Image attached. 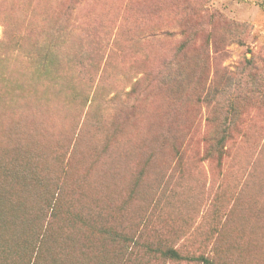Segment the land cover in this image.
I'll return each instance as SVG.
<instances>
[{
  "label": "rangeland",
  "instance_id": "obj_1",
  "mask_svg": "<svg viewBox=\"0 0 264 264\" xmlns=\"http://www.w3.org/2000/svg\"><path fill=\"white\" fill-rule=\"evenodd\" d=\"M2 68L0 264H264V0H0Z\"/></svg>",
  "mask_w": 264,
  "mask_h": 264
},
{
  "label": "trees",
  "instance_id": "obj_2",
  "mask_svg": "<svg viewBox=\"0 0 264 264\" xmlns=\"http://www.w3.org/2000/svg\"><path fill=\"white\" fill-rule=\"evenodd\" d=\"M44 61H45V65H44V67H45V75L47 74V75L49 76L50 79L52 78V79L54 80L53 82H54L55 84L61 86V77H60L59 75L54 76L53 71L51 72L50 67H51V66L53 67V66H54V63H53L52 59L49 58V55H47V56L44 58ZM36 62H37V61L34 59V60H33V63L36 64ZM40 63L42 64L41 61H40ZM6 71H7L6 68H2V69L0 70V72H1V74H2V75H1L2 78L5 77L4 74L7 73Z\"/></svg>",
  "mask_w": 264,
  "mask_h": 264
}]
</instances>
